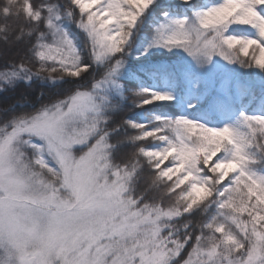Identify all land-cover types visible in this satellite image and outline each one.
<instances>
[{"label": "snow or ice", "instance_id": "obj_1", "mask_svg": "<svg viewBox=\"0 0 264 264\" xmlns=\"http://www.w3.org/2000/svg\"><path fill=\"white\" fill-rule=\"evenodd\" d=\"M0 264H264V0H0Z\"/></svg>", "mask_w": 264, "mask_h": 264}, {"label": "trees", "instance_id": "obj_2", "mask_svg": "<svg viewBox=\"0 0 264 264\" xmlns=\"http://www.w3.org/2000/svg\"><path fill=\"white\" fill-rule=\"evenodd\" d=\"M157 2L164 9H168L171 11H177V6L180 5L181 0H157ZM212 2H214V0H193V3H200V4H211ZM149 11H151V9ZM146 15H147V13H146ZM134 39H136V38L134 37ZM143 43H144V41L141 38L140 42L135 46L139 48L143 45ZM143 59L146 60L147 58H143ZM145 82H146V86H149V87L155 86V87L160 88L161 90H168V81L161 78V77H156L154 79L145 77ZM24 91H27L30 95L37 96V95H39V91H40L39 85H34L31 89L21 88L18 90L17 94H19L20 92H24ZM173 103L175 104V101ZM150 108H152L156 111L163 110V106H161V105H153V106H150ZM132 114L133 113L131 111H129L127 113V115H132Z\"/></svg>", "mask_w": 264, "mask_h": 264}]
</instances>
